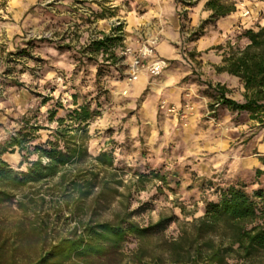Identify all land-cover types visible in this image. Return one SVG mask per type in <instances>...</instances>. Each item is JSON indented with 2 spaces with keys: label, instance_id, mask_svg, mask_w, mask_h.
<instances>
[{
  "label": "rangeland",
  "instance_id": "rangeland-1",
  "mask_svg": "<svg viewBox=\"0 0 264 264\" xmlns=\"http://www.w3.org/2000/svg\"><path fill=\"white\" fill-rule=\"evenodd\" d=\"M202 1L174 0L184 29L180 54L167 60L157 52L154 29L165 19L159 5L154 11L148 0H37L21 18L9 12L12 0H0V146L9 147L1 159L17 169L22 159L13 142L25 137L27 155L54 140L57 119L65 120L62 127L75 128L67 115L80 106L93 115L83 124L88 157L65 172L82 183L99 171V183L103 172L93 159L103 152L113 158L112 170L106 168L113 177L102 179L109 183L107 201L98 206L92 198L77 204V194L71 193L68 206L60 207L65 186L58 178L11 193L9 202L0 204V264L35 262L74 228L90 220L109 222L117 214L133 215L131 221L141 227L173 218L143 245L149 264H169L162 243L175 239L183 223L200 218L206 203L217 201L219 189L236 184L249 194L264 189V176L256 177L259 170L230 165L257 153L264 142V116L251 120L245 112L218 106L213 91L224 81L216 72L223 55L246 44L244 30L216 35L219 43L196 50L194 43L212 25L189 42L197 29L186 26V8ZM253 1L227 3L251 6ZM117 27L120 32L112 37L120 40L106 54L88 49L91 40ZM153 41V57L144 62L164 60L166 68L158 76L143 71L129 83L130 58ZM230 94L236 100V93ZM138 245L128 238L98 264H133Z\"/></svg>",
  "mask_w": 264,
  "mask_h": 264
},
{
  "label": "trees",
  "instance_id": "trees-1",
  "mask_svg": "<svg viewBox=\"0 0 264 264\" xmlns=\"http://www.w3.org/2000/svg\"><path fill=\"white\" fill-rule=\"evenodd\" d=\"M227 1H206L204 7L210 15L190 34L189 42L203 37L207 25H214L236 12V4ZM179 17L182 32L184 16ZM260 20L264 22V14ZM111 32L110 35L101 34L99 40H91L88 49L92 53L106 54L120 40V37H112L120 32V27L112 28ZM242 37L246 44L242 48H231L223 55L222 65L216 68L217 73H225L240 82L242 102L229 99V91L220 85L213 91L218 106L233 112H245L252 120L258 115L264 116V23L258 21L253 29L244 30ZM92 117L86 106L70 111L67 120L76 127H62L65 120L57 119L59 128L54 140L32 147L27 155H24L25 137L15 140L12 146L17 147L22 159L17 169L1 159L9 147L0 146V204L9 202L11 193L25 186L46 183L55 178L59 179V185L65 186L62 192L65 201L60 204L62 208L68 206L71 193L77 194V204L89 198L93 199L94 206L107 201L105 192L110 190L109 183L102 179L113 177L106 170H112L111 154L103 152L93 159L103 172L99 183H96L99 171L82 183L78 176L65 172L88 157L83 124ZM32 155L36 156L35 160L29 159ZM261 163L264 164V158ZM23 166L25 169L20 170ZM260 176H264V172L257 171L256 177ZM97 188L99 191L94 197ZM217 193V201L206 203L200 218L183 223L175 239L162 243L169 264H264V189L249 194L244 186L236 184L223 187ZM132 216L117 214L112 221L103 223L90 220L74 228L67 238L61 239L38 260L28 264H98L107 260L112 252L120 250L128 238L135 239L139 244L132 263L149 264L144 242L162 234L174 219L161 217L156 223L141 227L131 221ZM155 259L160 260V257Z\"/></svg>",
  "mask_w": 264,
  "mask_h": 264
},
{
  "label": "crops",
  "instance_id": "crops-1",
  "mask_svg": "<svg viewBox=\"0 0 264 264\" xmlns=\"http://www.w3.org/2000/svg\"><path fill=\"white\" fill-rule=\"evenodd\" d=\"M37 0H12V7H9L13 11V15L16 18H21L22 15L28 10L29 7L34 5ZM199 0H195V3ZM207 0L198 3L197 6L187 7L188 22L186 26L188 28L195 30L201 24V21L208 18L210 12L205 9V3ZM164 6L160 7L159 0H148V3H153L154 7L157 5L159 10L153 8L154 11H159L161 15L164 16L165 21L159 25V27L154 28L157 33L158 45L157 52L164 59H172L178 57L180 54L181 48V31H180V19L177 14L176 5L174 0H163ZM251 6H244L243 3H240L239 6H236V12L220 19L217 23L212 25L207 31L208 34L205 38L198 40L194 43L196 50L200 51L211 44H217L219 41L216 39V35H223L224 37L236 30H248L253 29L258 23V15L261 11H264V0H254L249 2ZM11 14V13H10ZM9 16H13L12 14ZM4 18V17H3ZM135 20V19H134ZM135 22V21H133ZM160 36V37H158ZM224 81L221 83V86H224L232 95L236 93L237 102H242V93L243 88L240 82L233 77L228 76L225 73L221 74ZM143 81V80H142ZM141 81V82H142ZM144 83V81H143ZM256 154L247 157V159H238L235 158L233 162L230 163L233 169L240 170V168H245L247 164L250 165L251 170H259L264 172V164L259 162V158H264V142L259 144L256 149Z\"/></svg>",
  "mask_w": 264,
  "mask_h": 264
},
{
  "label": "built area",
  "instance_id": "built-area-1",
  "mask_svg": "<svg viewBox=\"0 0 264 264\" xmlns=\"http://www.w3.org/2000/svg\"><path fill=\"white\" fill-rule=\"evenodd\" d=\"M155 41L151 42L150 45L142 46L138 52L132 56L129 60L127 75L128 82L132 83L137 81L141 72L145 71L150 76H158L166 68V62L164 60L155 59L151 62H144L146 58L153 57V48ZM126 50V53H129Z\"/></svg>",
  "mask_w": 264,
  "mask_h": 264
}]
</instances>
